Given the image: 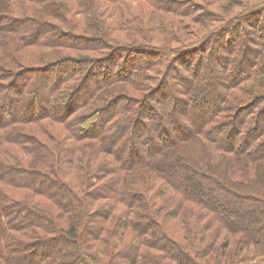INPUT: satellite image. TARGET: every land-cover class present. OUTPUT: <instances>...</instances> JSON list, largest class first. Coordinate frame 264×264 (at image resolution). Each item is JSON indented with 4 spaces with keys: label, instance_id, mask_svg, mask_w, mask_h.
Segmentation results:
<instances>
[{
    "label": "trees",
    "instance_id": "16d2710c",
    "mask_svg": "<svg viewBox=\"0 0 264 264\" xmlns=\"http://www.w3.org/2000/svg\"><path fill=\"white\" fill-rule=\"evenodd\" d=\"M124 1L0 0V264H264V0H132L158 29L157 12L179 17L157 44L139 18L105 17ZM74 31L103 58L45 51L65 65L26 70L27 46ZM185 32L199 39L167 46ZM45 121L66 130L43 128L53 147L30 129Z\"/></svg>",
    "mask_w": 264,
    "mask_h": 264
},
{
    "label": "rangeland",
    "instance_id": "374dc122",
    "mask_svg": "<svg viewBox=\"0 0 264 264\" xmlns=\"http://www.w3.org/2000/svg\"><path fill=\"white\" fill-rule=\"evenodd\" d=\"M56 1L64 2L65 0H56ZM75 1L76 0H72V2H75ZM194 1L199 3V4H197V6H199L198 7V12H201L202 10L206 9L205 4L203 5V3H201L200 0H194ZM13 7H14V8H12V10H14L13 15L14 14H19L22 17L26 15L27 10H25L24 8L21 9L20 6L16 5L15 3L13 5ZM51 12L53 14H55L52 11V7H51ZM150 12H152V7L149 4L144 3V2L128 0V1H124V3L119 5V6L109 7L107 10L104 11V14H105V17L107 19L110 20L112 18L114 21H118L120 19H126V21H127L128 19H133L134 17L139 18V22H141V24L145 25L144 29L150 30L148 27L151 26L152 29L154 28L153 31L159 33V34H155V33L152 34V36L155 38L153 44H157L159 39H163L164 37L167 38V35H166V33H168L167 31L170 30L171 28H173V27H171L170 23L172 21L178 19L179 17H176V16L171 15V14H165V13H162V12H157V15H159V17H161L163 19L164 23H165V26H163V28H159L158 29V27H156V25H154V24L151 25V21H153V17L150 15ZM27 14H29V12H27ZM58 14H56V15H58ZM44 18H47V20H49V21H55V22L59 23L61 25L60 28H59L60 29L59 32H62V33H64V31H66V32L68 31L69 32L68 26L66 24H64L65 22H62V23L59 22L57 18H55L54 16L49 15L48 13H47V16L44 17ZM129 22H130L129 25L134 23L132 21H129ZM139 25H140V23H139ZM146 26H148V27H146ZM244 26L246 28L247 27V23H245ZM131 27L136 28V27H134L132 25H131ZM119 29L120 28H117V30L112 32V34L114 35L116 33V36L119 37L117 39L120 40V41L123 40L124 43H126L125 45H127L128 44L127 41L131 40L130 37L128 36V33L130 31H126V29H122V30H119ZM247 30H250V27ZM176 32H178V31H175V33ZM73 34L75 36V39L73 41H67L66 43H63L64 44L63 46L66 47V48L62 47V48H52L51 49V48H40V47H34V46H27V48H25L26 50L24 52L28 53L27 55H33V58H31V60L28 61V63H26L27 64L26 66H28V67H26V70H36V69H41L42 68L41 69V70H43L42 72L49 73V72L57 71L58 69L60 70V68H62L65 65V63H60L61 58L49 59V60L45 59L43 61L48 60V62L41 65L39 59H35V57H36L37 53L38 54H42L45 51H53V52H57V53L58 52H62V54L66 53L65 55H67L69 53H76V54H78L77 56H79V57L85 56V55H88V56L89 55H91V56L93 55V57L94 58L96 57L97 59L103 58V56H101L102 53H92V52H89V51H83L84 48H82V47H80L78 49L77 48L76 49H72V48H74L73 47L74 44H81L82 38H85V37L89 38V36H90V33H83V32H79V31H74ZM149 36H150V33L148 34L147 37H149ZM145 38H146L145 36L144 37H140L138 39V42H144ZM196 39H199V36L197 35V33L194 34V35H191V33L185 32V37H183L182 39L180 38L179 41H177V42L170 40V41H168L167 46H170V47L171 46H176L177 47V46H181V42H183V41L184 42H187V40L195 41ZM259 42L262 44V43H264V40L259 38ZM124 43L121 44V45H124ZM13 44H16V43L13 41ZM140 44H142V43H140ZM111 45H114L115 48L120 47V46H117L115 43H113ZM114 46L109 47V48L112 49V50H109V54H113L114 53L113 52V49L115 50ZM69 49L75 50V52L69 51ZM130 49H129V51H130ZM1 52L3 54H5V52H7V51H6V49H4ZM136 52H139L138 48H137ZM74 59H77V57H74ZM194 62H195V60H194ZM92 68L93 67H90L89 70L86 73H84V72L82 73L83 74V81H85L87 79L86 80V84H89L90 80L92 79L91 76H88L89 73L91 72ZM32 76H36V73L32 74ZM49 76H50V73H49ZM33 78H35V77H33ZM36 79H38V78H36ZM220 80H224V82H226V83L228 82V78H227L226 75L224 76V79H223V77H221ZM220 80L218 78L217 82L219 83ZM35 81H37V80H35ZM170 81L171 82L168 83V87H170L172 90H174L173 93L176 96L180 95L181 88H179V87H177L175 85L176 82L174 80L173 81L170 80ZM161 84L162 83H160V84H158L156 86L160 87ZM50 88H51V86L49 87V89ZM219 89L220 88H218V90ZM12 94L14 95V93H12ZM142 94L143 93L136 91L135 88H132L131 85L129 86V95L132 98L137 96V95L138 96H142ZM236 94H238V93L236 92ZM147 97H148L147 95H146V97H143V98L142 97H138L139 98L138 100H143V99L146 98V100L148 99V101L150 103H155L156 102V97H149V98H147ZM0 100H2V99H0ZM2 102H4V101H2ZM59 104H60L59 99H54L50 103V102H46V100L44 98H41V101L39 103L34 104V106L36 105L37 109H39V108L40 109H44V107H45V109H50L51 105L52 106H54V105L58 106ZM257 106L258 105H255L254 108L257 107ZM20 112L23 113L24 109H21ZM240 112H241V110H239L237 113H235L234 116L240 115ZM244 113H242L241 116H243V117L247 116V113L246 112H244ZM162 114H163V112H162ZM45 127L49 130L48 132H50L51 134H54V135L55 134L58 135L59 133H65L66 132V130L63 129L60 125H57V124L52 123L50 121H47V122L45 121L44 124L39 125V126H30L31 131L32 130L34 131L32 133L38 134L40 136V138L44 142L48 143L49 146L51 145L52 147L54 145V142L52 141V139H48V137H46L45 133L47 131H43V128H45ZM130 137L131 136H128V138H130ZM133 138H134V136H133ZM120 148L117 149L116 154L118 156H122L121 158L123 159V158H125L126 153L121 152ZM176 153H177V151H176ZM253 174L254 173H251L250 175H253Z\"/></svg>",
    "mask_w": 264,
    "mask_h": 264
}]
</instances>
